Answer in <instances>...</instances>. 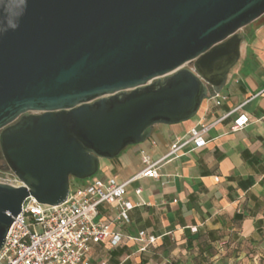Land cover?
I'll return each instance as SVG.
<instances>
[{
  "label": "water",
  "instance_id": "95a60500",
  "mask_svg": "<svg viewBox=\"0 0 264 264\" xmlns=\"http://www.w3.org/2000/svg\"><path fill=\"white\" fill-rule=\"evenodd\" d=\"M264 0H0V250L23 204L196 117L241 57ZM187 65H193L187 68Z\"/></svg>",
  "mask_w": 264,
  "mask_h": 264
},
{
  "label": "crops",
  "instance_id": "0c3cea01",
  "mask_svg": "<svg viewBox=\"0 0 264 264\" xmlns=\"http://www.w3.org/2000/svg\"><path fill=\"white\" fill-rule=\"evenodd\" d=\"M242 34L241 57L219 94L225 97L220 105V97H211L194 119L155 125L146 142L101 159V174L79 184L127 182L145 168L144 155L158 161L192 128L214 124L206 146L185 147L159 166L158 178L142 177L127 186L124 199L133 205L127 219H121L117 202L99 206L97 219L110 225L111 236L90 242L91 264L264 262V16ZM241 106L250 123L233 132L239 112L225 116ZM113 236L120 237L116 245Z\"/></svg>",
  "mask_w": 264,
  "mask_h": 264
},
{
  "label": "built area",
  "instance_id": "2783aa9c",
  "mask_svg": "<svg viewBox=\"0 0 264 264\" xmlns=\"http://www.w3.org/2000/svg\"><path fill=\"white\" fill-rule=\"evenodd\" d=\"M217 95L216 98H219ZM221 98V97H220ZM225 97L216 102L220 105ZM238 107L225 118L239 112L235 117L232 131L244 129L250 123V117L240 112ZM214 124H200L192 128L188 135L177 140L170 152L153 162L144 155L145 168L127 182L120 183L115 178L95 179L92 184L71 190L67 199L59 205H44L34 197L23 204L21 213L14 217L13 224L0 250V264H91L89 260L90 242L107 239L111 236L110 225L98 221V208L104 203L117 202L122 209L121 219H127V212L133 208L124 199L127 186L136 179L158 178L159 166L187 146L203 148L207 144V135ZM0 171V183L19 187L23 183L7 167ZM141 190H137L140 194ZM146 233L141 232L140 237ZM153 243L156 238L148 237ZM120 237L113 236L112 243H119ZM100 264H110L102 261Z\"/></svg>",
  "mask_w": 264,
  "mask_h": 264
},
{
  "label": "rangeland",
  "instance_id": "374dc122",
  "mask_svg": "<svg viewBox=\"0 0 264 264\" xmlns=\"http://www.w3.org/2000/svg\"><path fill=\"white\" fill-rule=\"evenodd\" d=\"M186 67H187V68H192L193 65H187ZM193 119H194V118H193ZM5 168H6V167H5L4 163H0V171H1V172L5 171V170H4ZM100 174H101V173H100V171H99L95 176H99ZM95 176H94V177H95ZM83 181H85V180H78V179L72 178V179H71V182H70V189H71V190H75V189L79 186V184H81ZM262 264H264V262H263Z\"/></svg>",
  "mask_w": 264,
  "mask_h": 264
},
{
  "label": "flooded vegetation",
  "instance_id": "af4514ba",
  "mask_svg": "<svg viewBox=\"0 0 264 264\" xmlns=\"http://www.w3.org/2000/svg\"><path fill=\"white\" fill-rule=\"evenodd\" d=\"M0 163H4V165H5V167H6V163H5L4 160H1V159H0Z\"/></svg>",
  "mask_w": 264,
  "mask_h": 264
}]
</instances>
